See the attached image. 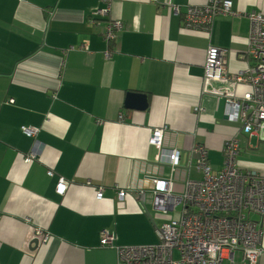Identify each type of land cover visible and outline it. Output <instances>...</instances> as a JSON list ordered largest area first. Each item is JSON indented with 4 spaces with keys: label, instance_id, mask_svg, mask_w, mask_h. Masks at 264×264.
I'll use <instances>...</instances> for the list:
<instances>
[{
    "label": "crops",
    "instance_id": "0c3cea01",
    "mask_svg": "<svg viewBox=\"0 0 264 264\" xmlns=\"http://www.w3.org/2000/svg\"><path fill=\"white\" fill-rule=\"evenodd\" d=\"M230 1L236 15H216L206 29L185 24L183 12L210 0H112L108 18L94 22L89 14L100 0H0V264H115L116 249L100 245L103 229L116 244L154 243L137 189L170 172L146 159L157 126H166L164 147L180 152L173 193L202 178L198 146L211 170L223 168L226 143L241 124L226 118L224 98L205 83L206 54L225 48L229 69L246 68V14L264 13V0ZM109 18L122 27L108 43ZM131 93L145 94L146 106ZM24 126L38 128L36 135ZM32 148L38 155L25 162ZM235 166L263 173L259 134L238 140ZM119 189L128 196L118 199ZM250 218L264 249V216ZM30 226L49 239L35 245Z\"/></svg>",
    "mask_w": 264,
    "mask_h": 264
},
{
    "label": "built area",
    "instance_id": "2783aa9c",
    "mask_svg": "<svg viewBox=\"0 0 264 264\" xmlns=\"http://www.w3.org/2000/svg\"><path fill=\"white\" fill-rule=\"evenodd\" d=\"M103 6L93 8L89 20L108 18L112 0H100ZM155 1V0H149ZM174 14L181 8L172 5ZM185 24L209 28L216 15H236L230 0H210L202 6L188 7L183 12ZM246 16L250 21L246 55L249 64L240 70L228 67V51L210 46L204 64L205 83L216 94L224 98V114L230 121L240 122L233 129L232 138L226 143L223 168L211 170L204 156V148L197 147L201 159L197 168L202 174L198 180H188L182 194L172 192L174 172L179 164L178 149L164 147L162 140L166 126L153 128L149 144L152 145L146 159L152 163L167 164L170 172L166 177H150V189H137L143 211L152 218L157 240L154 243L118 245L115 234L101 230L100 245L116 249L115 264H236V253H240L242 264H258L264 249L260 246V233L251 214L264 216V170L240 171L235 166L238 140L243 134H259L264 139V13L252 10ZM122 22L109 18L102 36L112 42ZM109 51L105 52L108 56ZM216 83L217 86H213ZM240 85L247 88L241 90ZM12 101V99H10ZM195 111L201 110L196 106ZM121 119L122 116H119ZM23 132L35 136L38 128L24 126ZM243 146L251 151L247 140ZM38 155L36 148L24 156L30 161ZM52 175V170H48ZM63 178H59L56 191H65ZM126 189H119L118 199L128 196ZM97 199L102 198L98 187ZM180 205V208H178ZM178 210V216L170 213ZM27 220H29L27 218ZM29 239L45 243L49 232L30 226ZM37 242V243H38ZM175 251L178 255L175 257Z\"/></svg>",
    "mask_w": 264,
    "mask_h": 264
},
{
    "label": "water",
    "instance_id": "95a60500",
    "mask_svg": "<svg viewBox=\"0 0 264 264\" xmlns=\"http://www.w3.org/2000/svg\"><path fill=\"white\" fill-rule=\"evenodd\" d=\"M130 98H132L133 101L138 102L140 107H145L146 106V96L143 93H131ZM38 240H34V244L36 245Z\"/></svg>",
    "mask_w": 264,
    "mask_h": 264
},
{
    "label": "rangeland",
    "instance_id": "374dc122",
    "mask_svg": "<svg viewBox=\"0 0 264 264\" xmlns=\"http://www.w3.org/2000/svg\"><path fill=\"white\" fill-rule=\"evenodd\" d=\"M180 207H178L177 209H179ZM177 209H175L174 211H171L170 213L172 214V216H178V210ZM153 224V223H152ZM153 226H154V224H153ZM154 232H155V227H154ZM156 234V233H155ZM116 243V242H115ZM118 245H122V244H118ZM126 245H133V244H126ZM178 255V253H177V251H175V257ZM239 256H240V253L239 252H237L236 253V261L238 262L239 261ZM223 264H227V262L226 261H224V263Z\"/></svg>",
    "mask_w": 264,
    "mask_h": 264
}]
</instances>
